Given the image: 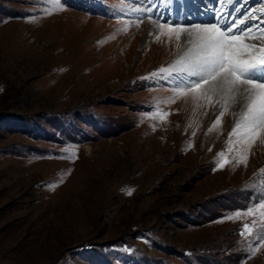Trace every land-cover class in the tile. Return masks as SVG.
I'll return each instance as SVG.
<instances>
[{"label": "rangeland", "instance_id": "obj_1", "mask_svg": "<svg viewBox=\"0 0 264 264\" xmlns=\"http://www.w3.org/2000/svg\"><path fill=\"white\" fill-rule=\"evenodd\" d=\"M200 2L0 0V264H264V128L173 63Z\"/></svg>", "mask_w": 264, "mask_h": 264}, {"label": "snow or ice", "instance_id": "obj_2", "mask_svg": "<svg viewBox=\"0 0 264 264\" xmlns=\"http://www.w3.org/2000/svg\"><path fill=\"white\" fill-rule=\"evenodd\" d=\"M259 24L264 25V18ZM192 27L193 32L187 35L193 48L189 50L188 65L182 71H186L189 77L199 79L185 86L196 89L213 80L220 90L233 94L238 92L241 100L246 102V110L242 115L243 123L237 124V128L243 127L248 131L264 128V42L238 45L239 50L233 51L232 43L225 39L226 34L232 33L233 36L243 34L260 41L264 37V28L253 37L251 25L233 32V25L227 21L223 26L211 24Z\"/></svg>", "mask_w": 264, "mask_h": 264}, {"label": "bare ground", "instance_id": "obj_3", "mask_svg": "<svg viewBox=\"0 0 264 264\" xmlns=\"http://www.w3.org/2000/svg\"><path fill=\"white\" fill-rule=\"evenodd\" d=\"M178 30L181 31V34H180L181 36H179V40H180V43L181 42L182 43H181V49H180L179 55L173 61V63H175V64L178 63L181 66L184 63H188L189 55H190L189 50L193 48V44L190 42V38L187 35L188 33L193 32V27L189 26V27H186L184 29H181V30L178 29ZM241 41H242V43L247 42V39L241 38ZM254 44H257V42L255 41ZM178 67H176V68H178ZM202 90L205 91L204 94L206 93L207 100L205 99L204 94H203L202 95L203 99L201 98V100L199 101V104L197 105L196 110H194V111L197 113L200 111V112H204V113H208V114H213L216 117L219 116L220 120L223 118V121L221 122L222 126L224 125V122L226 121L227 118H229L230 116H235L233 118H236L237 115L240 113L242 116L243 112L246 110V102L241 100L240 94L238 92L233 94V93H230V92H227L224 90H220L217 88L216 81L209 80L208 84H204V86L202 87ZM202 90H199V91H202ZM204 101H206V102H204ZM242 105H244V106H242ZM214 116H212V117H214ZM262 136H263V138L260 140L261 143L258 144V147H259L258 150L259 151H264V130H263ZM259 138H260V136H259ZM254 142H255V140H254Z\"/></svg>", "mask_w": 264, "mask_h": 264}]
</instances>
